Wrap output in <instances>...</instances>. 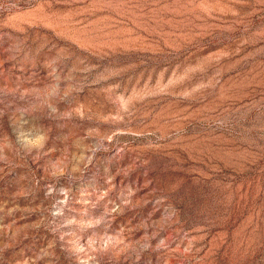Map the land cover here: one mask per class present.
<instances>
[{
  "label": "rangeland",
  "instance_id": "rangeland-1",
  "mask_svg": "<svg viewBox=\"0 0 264 264\" xmlns=\"http://www.w3.org/2000/svg\"><path fill=\"white\" fill-rule=\"evenodd\" d=\"M0 264H264V0H0Z\"/></svg>",
  "mask_w": 264,
  "mask_h": 264
}]
</instances>
